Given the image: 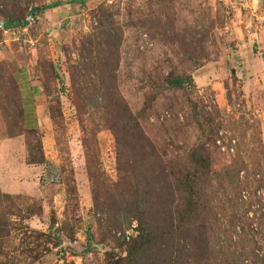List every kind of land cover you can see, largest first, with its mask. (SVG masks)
<instances>
[{
	"label": "rangeland",
	"instance_id": "obj_1",
	"mask_svg": "<svg viewBox=\"0 0 264 264\" xmlns=\"http://www.w3.org/2000/svg\"><path fill=\"white\" fill-rule=\"evenodd\" d=\"M60 1L69 0H31L30 6L44 7L39 15L35 19L28 15L25 27L2 31L0 62L14 63L19 69L15 75L28 121L24 127L29 130L11 138L9 128L17 120L7 119L12 110L0 93V190L14 200L0 207L10 230L4 245L9 263L112 264L126 255L120 245L138 235L135 220L128 224L96 205L95 178L88 175L82 143L83 125L88 136L98 129L100 166L112 182L119 179L115 139L98 114L87 112L81 123L70 97L68 57L79 60L85 39L95 40L103 9L122 32L119 93L134 114L150 105L159 115L152 113L142 123L165 161L189 170L190 148L201 135L194 108L200 112L203 107L207 118H200L202 123L213 120L212 127L220 130L213 137L208 126L209 135L202 136L203 141H216L217 170L230 165L238 154L250 167L253 155L261 159V171L250 175L254 185L242 189L238 212L245 213V219L232 233L230 250L240 253L241 239L249 234L262 248L256 252L262 258L264 0L255 9L252 0H88L46 9ZM193 30L203 38L198 54L207 56L197 69L184 53L176 55L179 49L169 36L177 32L185 37ZM44 62L54 64L59 75L48 88L43 84ZM173 71L193 76V93H159L162 74ZM14 115L18 117L19 111ZM31 159L44 160L31 165ZM247 175V171L240 174L242 186ZM228 216L230 212L222 221L227 223Z\"/></svg>",
	"mask_w": 264,
	"mask_h": 264
},
{
	"label": "trees",
	"instance_id": "obj_2",
	"mask_svg": "<svg viewBox=\"0 0 264 264\" xmlns=\"http://www.w3.org/2000/svg\"><path fill=\"white\" fill-rule=\"evenodd\" d=\"M86 1L88 0L60 1L51 7ZM0 3L3 7L0 10V20L12 23L0 30V42L3 30L27 26L25 20L31 11H36L32 16L35 19L44 8L30 6L31 0H0ZM102 12L104 19L100 20L97 28L99 35L95 34V40L89 37L85 39L79 51V60L73 62L68 57V71L71 81L70 97L79 121L84 123L87 112L91 115L98 114L99 121L112 132L115 139L119 179L112 182L100 166L98 129L92 130L88 136L83 125L86 135L82 143L88 175L95 178L92 191L96 205L102 209L99 211L114 213L113 216L125 219L128 224L133 220L138 223V235L120 245L125 249V257L112 264H244L247 260L252 261V264H264V256L261 258L256 253L262 248L252 235L248 234L241 239L240 253L230 250L232 233L245 219V213L239 215L238 212L242 189L254 185L250 175L261 171V159L253 155L250 167L237 153L230 165L217 170L214 156L216 141H203L202 136L207 138L210 133L217 137L220 130L212 127L213 120H205L207 125L202 123L200 118H207L203 107L200 112L194 108L193 116L196 115V120L199 119L201 135L190 148L187 157L189 170L178 168L172 161H165L149 140L142 123L147 116L150 119L152 113H155L154 116L158 114L152 112L153 107L150 105H145L138 114H134L119 93L117 72L121 62L122 32L115 26L112 16L104 9ZM199 32L193 30L185 37L177 32L173 36L169 35L173 39L172 43L177 44L179 49L176 55L184 53L191 59L194 69L201 68L207 59V56L199 55L196 49L203 40L198 38ZM42 67L43 84L48 88L52 81L59 79V75L52 63L44 62ZM18 71L14 63L0 62V93L4 97L5 106H10L12 110L8 113L12 116L11 119L8 115L7 119L10 122L17 120L9 128L11 138L29 131L24 127L22 91L15 75ZM162 75L159 93H193L196 88L191 74H177L173 71ZM16 110L19 111L18 117L14 115ZM55 117L53 114L52 118ZM208 126L211 129L207 134ZM43 160L31 159L29 164H40ZM243 171L248 172L244 186L240 181ZM257 187H261V184L258 183ZM4 202L13 203L14 200L11 195L0 190V207ZM227 206L231 211L227 210ZM229 212V221L225 223L222 218H226ZM8 225L5 215L0 214V264H11L4 249L10 237Z\"/></svg>",
	"mask_w": 264,
	"mask_h": 264
},
{
	"label": "water",
	"instance_id": "obj_3",
	"mask_svg": "<svg viewBox=\"0 0 264 264\" xmlns=\"http://www.w3.org/2000/svg\"><path fill=\"white\" fill-rule=\"evenodd\" d=\"M51 8V6H47L46 9ZM43 10V9H42ZM35 10L31 11L30 17H32L35 14ZM11 22H3L2 20H0V30L3 29L6 25H11Z\"/></svg>",
	"mask_w": 264,
	"mask_h": 264
},
{
	"label": "crops",
	"instance_id": "obj_4",
	"mask_svg": "<svg viewBox=\"0 0 264 264\" xmlns=\"http://www.w3.org/2000/svg\"><path fill=\"white\" fill-rule=\"evenodd\" d=\"M251 1V0H250ZM261 0H252V2H249L250 4H251V6H252V8H256V6H258L257 4L260 2ZM244 6V8H246L245 6H247V3L246 4H244L243 5ZM28 123V121L26 120L25 121V126H26V124ZM21 170L23 171V169H22V167H21ZM27 170V169H26ZM21 171V172H22Z\"/></svg>",
	"mask_w": 264,
	"mask_h": 264
}]
</instances>
